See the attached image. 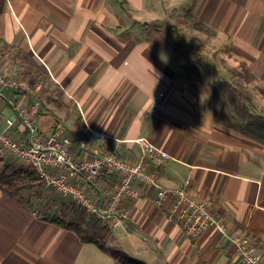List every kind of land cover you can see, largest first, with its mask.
I'll return each instance as SVG.
<instances>
[{
    "label": "crops",
    "instance_id": "0c3cea01",
    "mask_svg": "<svg viewBox=\"0 0 264 264\" xmlns=\"http://www.w3.org/2000/svg\"><path fill=\"white\" fill-rule=\"evenodd\" d=\"M186 10L215 35L186 27ZM202 63L224 87L246 89L264 119V0H0V70L32 85L25 98L40 101L44 131L61 121L76 139L90 128L130 163L141 156L133 140L147 138L169 158L145 156L146 171L168 188L188 179L189 195L225 223L190 240L168 217L174 197L158 204L155 188L138 184L99 244L0 186V264H239L232 238L241 235L264 258V125L223 112ZM114 183L100 177L93 191Z\"/></svg>",
    "mask_w": 264,
    "mask_h": 264
},
{
    "label": "built area",
    "instance_id": "2783aa9c",
    "mask_svg": "<svg viewBox=\"0 0 264 264\" xmlns=\"http://www.w3.org/2000/svg\"><path fill=\"white\" fill-rule=\"evenodd\" d=\"M32 92L29 82L7 76L0 70V158L11 155L19 159L35 172L44 186L61 197L70 198L109 228L120 225L125 217L120 206L122 200L138 197V184H146L155 188L158 204L168 195L174 197L168 217L181 225L190 240H196L209 226L225 232L223 218L215 215L204 201L189 195L188 179L182 186L168 188L146 171L145 156L158 161L169 158L147 138L133 140L139 145L141 156L137 163H130L122 158L117 147L105 149L99 142L103 134L90 128H87L86 138L77 140L61 121L53 122L44 131L37 121L40 101L25 98ZM6 110L9 114H5ZM100 177L108 182L113 179L115 183L94 192ZM232 240L239 264H264V258L254 251L247 236H236Z\"/></svg>",
    "mask_w": 264,
    "mask_h": 264
},
{
    "label": "trees",
    "instance_id": "16d2710c",
    "mask_svg": "<svg viewBox=\"0 0 264 264\" xmlns=\"http://www.w3.org/2000/svg\"><path fill=\"white\" fill-rule=\"evenodd\" d=\"M182 23L188 27L199 31L200 33L206 34L207 36L215 35V31L211 30L208 25L201 19L198 14H194L191 10H186L182 19ZM239 70L237 72L238 77H243L246 82H251L253 80L252 75L248 72L246 64L243 61H239ZM201 70L198 73L207 79L210 76L213 79L212 94L218 100V106L222 108V111L231 113V117L235 119L240 125L244 121V127L252 126L256 128L257 126L264 125V119L261 116L256 115L255 106L251 104L250 93L242 88L241 86L229 85L224 87V82L222 78L217 76V72L214 67L211 66L213 71H209L208 64H201ZM215 71V73H214ZM214 85H217L216 88ZM264 95V92H263ZM227 101H225V97ZM78 121V119H77ZM77 140V138L75 139ZM8 166H3L0 169V186L8 194H13L16 190L20 188L18 181L22 179L36 180L37 175L35 172L26 166L25 169L19 168L13 171L7 170ZM82 212H85L81 209ZM81 212V213H82ZM50 212L41 214L40 217L43 220H48L64 228L74 231L81 240L83 241H93L99 244L104 242V238L109 234L110 229L107 226L101 225L99 221L91 216L92 222L88 223L89 227H85L80 216L73 220H66L62 217L50 216Z\"/></svg>",
    "mask_w": 264,
    "mask_h": 264
},
{
    "label": "rangeland",
    "instance_id": "374dc122",
    "mask_svg": "<svg viewBox=\"0 0 264 264\" xmlns=\"http://www.w3.org/2000/svg\"><path fill=\"white\" fill-rule=\"evenodd\" d=\"M191 30L199 32L192 28ZM198 47L202 49L207 48L204 44H199ZM192 48V46H189V49ZM231 61L234 63V66H238V60L236 61L235 58H232ZM3 166H8L7 170L9 171L26 168V165L22 161L11 155L0 158V169ZM18 185L20 188L14 193L21 195L27 200L30 199L32 205L38 210V215L50 212V216L62 217L66 220H73L77 218V216H80L86 228L89 227L87 222L91 223L93 220L91 219V215L82 212L73 200L59 196L52 188L44 186L38 177H36V180H30L29 178L22 179L18 181Z\"/></svg>",
    "mask_w": 264,
    "mask_h": 264
}]
</instances>
